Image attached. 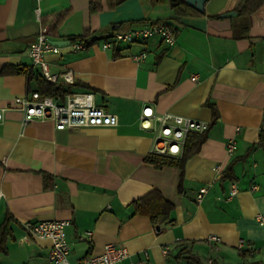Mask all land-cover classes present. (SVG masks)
Wrapping results in <instances>:
<instances>
[{
    "label": "crops",
    "instance_id": "1",
    "mask_svg": "<svg viewBox=\"0 0 264 264\" xmlns=\"http://www.w3.org/2000/svg\"><path fill=\"white\" fill-rule=\"evenodd\" d=\"M240 2L204 0L202 12L176 16L169 0H0V228L10 217L11 229L0 264H49L50 240L23 230L46 221L68 222L71 263L115 244L127 256L114 264H184L174 257L185 245L202 264H264V24L239 15ZM229 12L236 15L222 17ZM158 23L173 31V45L158 36L113 42L117 33ZM42 28L51 42H69L45 55L55 84L27 54ZM84 36L91 45L73 50L69 39ZM141 52L146 58L134 61ZM44 83L60 91L44 97L60 104L69 94H91L117 125L23 123L13 99L40 93ZM145 106L207 125L183 171L146 161L159 127L140 126ZM232 186L237 193L228 198ZM153 193L172 205V225L156 227L139 212ZM210 235L219 242L209 243ZM240 240L255 252L239 253Z\"/></svg>",
    "mask_w": 264,
    "mask_h": 264
},
{
    "label": "built area",
    "instance_id": "2",
    "mask_svg": "<svg viewBox=\"0 0 264 264\" xmlns=\"http://www.w3.org/2000/svg\"><path fill=\"white\" fill-rule=\"evenodd\" d=\"M41 1V0H37ZM37 18L39 11L37 10ZM160 37L164 43L171 46L175 42L173 31L163 23L152 24L145 28L134 29L127 32L117 33L113 37V42L134 44L145 41L152 37ZM93 39L87 42L72 43L73 50L86 49ZM111 42L102 44L104 50L110 49ZM59 48L51 43L47 36V29L42 28L36 35L35 40L29 45L27 54L33 65L38 66L43 77L50 83L55 84L58 76L50 73L48 64L45 61V55L49 52L57 53ZM146 58V53L141 52L134 54L132 59L136 62ZM64 82L72 83L73 78L70 73L61 75ZM196 80V76L191 78ZM12 107L23 112V123L34 119L51 120L56 130H79L85 128H102L113 127L118 123L116 115L107 113L103 108L96 107L92 101L91 94H72L66 96L64 104L57 103L52 97H41L38 92H31L30 98H14ZM2 114L0 112V120ZM159 127L158 136L155 140L152 153L160 156H179L183 152L184 142L188 134L202 133L206 130L207 125L198 123L181 116L164 114L157 116L154 114L152 107L145 106L141 112L140 126L143 129H153V125ZM235 146L227 145V153L231 154ZM237 193L235 186H232L229 197ZM1 196V192H0ZM201 195L197 196L200 200ZM261 222L260 216H258ZM66 221H46V222H26L23 224V230L28 236L49 239L51 242L49 251V264H114L123 260L127 256V251L123 247L115 244H107L101 254L88 256L77 263L69 262V246L66 240L65 228ZM88 238L91 232H87ZM207 241L211 244L219 242V238L210 235ZM248 251L255 252V249L246 245L244 240H240L236 246L239 253ZM166 251L163 254L166 255ZM211 264V261H208Z\"/></svg>",
    "mask_w": 264,
    "mask_h": 264
},
{
    "label": "trees",
    "instance_id": "3",
    "mask_svg": "<svg viewBox=\"0 0 264 264\" xmlns=\"http://www.w3.org/2000/svg\"><path fill=\"white\" fill-rule=\"evenodd\" d=\"M171 11L176 16L186 15L191 11L186 3V0H169ZM239 15L245 17L252 25L264 24V0H241L239 4ZM84 37H75L69 39L71 43L81 41ZM60 91L49 83H44L42 91L39 93L41 97L54 96ZM206 139L204 132L202 134H189L184 144L183 152L180 156H160L151 154L146 158V161L153 166L159 168L162 166H174L183 171L185 161L194 153H196L203 141ZM140 213L148 216L156 227H167L172 225L173 221L170 218L172 205L165 201L160 194L153 193L150 197L144 200L141 205H138ZM10 217H7L0 228V254L6 252V242L11 236V229L9 227ZM177 262L183 261L184 264H202L201 261L191 254L188 246H182L177 255L174 257ZM251 264H261L254 262Z\"/></svg>",
    "mask_w": 264,
    "mask_h": 264
},
{
    "label": "water",
    "instance_id": "4",
    "mask_svg": "<svg viewBox=\"0 0 264 264\" xmlns=\"http://www.w3.org/2000/svg\"><path fill=\"white\" fill-rule=\"evenodd\" d=\"M186 3L188 6L192 7L198 12L203 11L204 0H186ZM235 15H236L235 12H229V13L223 14L222 17H230V16H235ZM51 43L54 44L55 46H62V45L68 44L69 42L68 41H52ZM158 230L159 228H157V231Z\"/></svg>",
    "mask_w": 264,
    "mask_h": 264
}]
</instances>
